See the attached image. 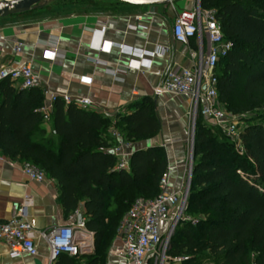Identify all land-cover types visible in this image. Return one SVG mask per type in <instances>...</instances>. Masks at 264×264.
I'll return each instance as SVG.
<instances>
[{
	"label": "trees",
	"instance_id": "obj_1",
	"mask_svg": "<svg viewBox=\"0 0 264 264\" xmlns=\"http://www.w3.org/2000/svg\"><path fill=\"white\" fill-rule=\"evenodd\" d=\"M76 1L112 9L137 7L112 0ZM199 7L213 12L223 37L232 42L216 66L220 104L234 115L255 112L241 119L242 153L197 115L186 208L197 222L176 225L167 255L183 257L180 264H264V0H199ZM42 100L38 88L22 89L0 80V151L57 182L66 218L83 203L84 226L94 234L95 253L89 263L106 264L122 216L135 199L157 194L168 167L166 155L158 146L137 149L128 170L115 169V155L109 152L116 146L108 132L110 120L61 99L53 102L49 120L58 143L32 140L44 131ZM116 118L113 127L124 142L148 140L160 130L148 97ZM74 258L68 263L75 264Z\"/></svg>",
	"mask_w": 264,
	"mask_h": 264
},
{
	"label": "crops",
	"instance_id": "obj_2",
	"mask_svg": "<svg viewBox=\"0 0 264 264\" xmlns=\"http://www.w3.org/2000/svg\"><path fill=\"white\" fill-rule=\"evenodd\" d=\"M193 2L180 0L168 5L119 6L115 9L81 1L66 2V5L48 2L33 9L32 14L0 18V28L6 36V40L0 42V69L30 62L40 75L42 84L38 89L41 93L47 90L72 98L87 97L92 104L87 109L110 120V136L115 130L116 116L130 112L136 101L148 97L160 130L151 139L126 142L122 150L133 152L148 146L165 145L167 163L173 167L170 181L178 186L184 174L191 138L189 98L172 94L156 97L153 88L167 65L189 68L193 62L190 54L199 52L198 41L191 40L189 45H182L176 43L171 34L174 18L180 11L189 10ZM104 21L109 23L104 35L94 33L93 29ZM16 45L21 47L19 52L13 50ZM120 45L137 52L144 51L147 56L139 60L120 50ZM51 51L56 52L55 57ZM151 53L154 54L151 56ZM131 65L136 69L127 68ZM115 69H123L125 73L114 78L110 72ZM42 96V103H48L49 95L42 93ZM42 127L44 131L36 132L32 140L51 139L58 143L52 123L43 121ZM27 199L30 201L27 218L36 232L65 224L67 214L60 201L57 182L51 178L41 183L29 180L19 161L11 160L0 151V221L11 215L12 203ZM78 209L85 221L82 202ZM92 236L94 243L93 233ZM35 243L36 256L10 259L0 242V264H69L71 256L66 254L49 261L46 242L37 237ZM94 253L95 246L92 253L75 256L74 263L90 264L88 257ZM122 253V243L115 236L108 246L105 262L115 263Z\"/></svg>",
	"mask_w": 264,
	"mask_h": 264
},
{
	"label": "built area",
	"instance_id": "obj_3",
	"mask_svg": "<svg viewBox=\"0 0 264 264\" xmlns=\"http://www.w3.org/2000/svg\"><path fill=\"white\" fill-rule=\"evenodd\" d=\"M108 24V21L100 23L93 32L104 35ZM171 34L173 40L182 45H189L191 40L198 41L199 52L190 54L193 62L189 68L167 65L159 82L153 88V95L156 97L163 94L187 96L190 103V115L193 119L196 115H200L205 122L220 129L225 136L238 138V124L241 119H237L236 115L220 104L217 91L216 66L219 60L231 50L232 42L223 37L213 12H201L197 1L195 8L182 10L177 14L172 22ZM5 40L6 36L0 28V42ZM119 49L125 50L139 60L147 56L144 51L137 52L121 45ZM13 50L19 52L20 45H16ZM51 53L52 57L56 56L55 51ZM127 68L136 69V66L131 65ZM121 73H125V70L115 69L110 72L114 78ZM1 79H7L22 89L39 88L42 84L39 73L27 61L1 68ZM42 93L49 95L48 103H42L39 108L43 121L50 120L52 104L56 99H61L65 104L74 103L81 108L92 106L87 97L72 98L67 94L59 95L49 93L47 90H42ZM193 134L192 131L184 174L179 185L175 186L171 183L170 171L173 167L168 165L166 173L160 179L157 194L152 198L139 197L133 201L117 228V237L122 243L123 253L115 263L106 264H167L168 262L180 264L184 260L183 257H169L167 251L170 238L179 222L191 221L192 224L197 222L184 215L191 180ZM111 136L116 140V146L113 149L116 158L115 169L128 170L132 151L122 150L126 142L116 130L111 132ZM161 148L166 155L165 145ZM19 165L29 180L40 183L46 181L44 172L32 164L19 162ZM29 204L28 199L21 203H12L11 215L6 220L0 221V242L6 247V254L10 259H17L23 255L36 256L35 239L37 237L48 245L51 262L62 254L74 257L92 253L93 236L91 232L86 231L83 219L81 223H78V217L81 216L79 209L68 215L65 224L52 227L47 231L36 232L27 218Z\"/></svg>",
	"mask_w": 264,
	"mask_h": 264
},
{
	"label": "water",
	"instance_id": "obj_4",
	"mask_svg": "<svg viewBox=\"0 0 264 264\" xmlns=\"http://www.w3.org/2000/svg\"><path fill=\"white\" fill-rule=\"evenodd\" d=\"M119 3L129 4L131 6L145 7V6H156V5H168L180 0H112ZM48 0H0V18L13 16L16 14L28 12L37 7L44 6ZM199 4V0H198ZM195 120V119H194ZM114 154L113 150L109 151ZM193 153V146H192ZM81 216L78 217V223H81Z\"/></svg>",
	"mask_w": 264,
	"mask_h": 264
},
{
	"label": "rangeland",
	"instance_id": "obj_5",
	"mask_svg": "<svg viewBox=\"0 0 264 264\" xmlns=\"http://www.w3.org/2000/svg\"><path fill=\"white\" fill-rule=\"evenodd\" d=\"M70 1H76V0H48V2L49 3H58L59 5H66L67 3L66 2H70ZM197 1L198 0H194V2H193V6L189 9V10H191V9H193V8H195L196 6H197ZM47 2V3H48ZM65 2V4H62V3H64ZM200 8V7H199ZM200 11L202 12V10L200 9ZM223 106V105H222ZM224 107V106H223ZM225 108V107H224ZM254 112H255V110L253 109V110H251V111H248V112H243L242 114H238V115H236V117H237V119H242V116H244V115H252V116H254ZM197 118V115L195 116V119ZM206 124H208L207 122H206ZM244 126V124H243V122H242V120L239 122V124H238V127H239V129L241 128V127H243ZM194 128H195V120L193 119V116L192 115H190V128H189V133L191 134L192 133V131H193V133H194ZM225 141H227L228 143H231L232 144V148L233 149H235V151H237V152H239V153H242L243 152V149H242V146H241V144H240V141L238 140V138H237V136H232V137H225ZM126 197H127V199H129L128 198V194H127V191H126ZM184 215L185 216H187V217H189L188 215V213H187V211L185 210V213H184ZM182 222H184V221H181V223ZM167 264H170V262H168Z\"/></svg>",
	"mask_w": 264,
	"mask_h": 264
}]
</instances>
